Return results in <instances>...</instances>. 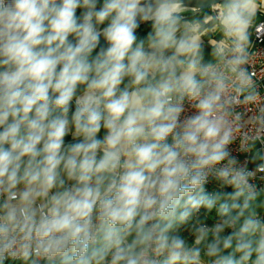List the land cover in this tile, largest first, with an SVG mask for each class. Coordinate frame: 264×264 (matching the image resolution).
<instances>
[{
    "label": "clouds",
    "instance_id": "9594fccd",
    "mask_svg": "<svg viewBox=\"0 0 264 264\" xmlns=\"http://www.w3.org/2000/svg\"><path fill=\"white\" fill-rule=\"evenodd\" d=\"M187 7L0 0V264H264V163L229 150L260 5L211 6L216 63Z\"/></svg>",
    "mask_w": 264,
    "mask_h": 264
},
{
    "label": "built area",
    "instance_id": "2783aa9c",
    "mask_svg": "<svg viewBox=\"0 0 264 264\" xmlns=\"http://www.w3.org/2000/svg\"><path fill=\"white\" fill-rule=\"evenodd\" d=\"M210 11L215 15L217 14L213 9ZM229 46L231 47L230 42ZM244 49L246 63L242 67L249 73L250 82L239 93L233 90L231 94L238 96L239 101H244L245 97L249 95L253 96L254 100L249 103H238L233 107L232 115L229 119L232 121L234 139L232 144L229 145V150L241 165L247 164L248 168L252 169L254 164H258L254 155L255 149L253 145L255 143H257L256 150L260 154L261 163H264V121L254 119L259 117L262 114L261 110L264 109V21H260L253 26L250 39L245 42ZM186 114H191V109L187 104ZM251 182L257 185L260 192L258 197H264V190L260 188L262 183L261 174L257 173L256 179ZM207 185H211L217 191H221L219 184L214 178L210 177ZM256 213L264 216V213ZM198 215L203 214L200 212ZM206 216L207 218L218 219L215 215ZM184 229L186 227H183L181 231H184Z\"/></svg>",
    "mask_w": 264,
    "mask_h": 264
},
{
    "label": "crops",
    "instance_id": "0c3cea01",
    "mask_svg": "<svg viewBox=\"0 0 264 264\" xmlns=\"http://www.w3.org/2000/svg\"><path fill=\"white\" fill-rule=\"evenodd\" d=\"M258 5H260L259 10L257 11L255 17L251 21V26L249 28V34L251 33V30L255 24H257L260 21H264V0H257ZM209 16H215V14L211 11H209L208 14L204 16H197L192 20H189L193 23L199 22L203 25L204 28L209 29V31L205 32L201 39L203 41V45L205 48V60L210 61L212 63L216 62V58L213 56H209L207 53L209 50L214 49L216 45L223 39L222 33L219 31V29H213V22L207 17ZM103 135V132L101 133ZM72 137L68 136L66 137V143L71 142ZM260 155V154H259ZM259 161L256 159L255 161L259 164L261 163V157H259ZM255 211L264 213V197H258L255 200Z\"/></svg>",
    "mask_w": 264,
    "mask_h": 264
},
{
    "label": "trees",
    "instance_id": "16d2710c",
    "mask_svg": "<svg viewBox=\"0 0 264 264\" xmlns=\"http://www.w3.org/2000/svg\"><path fill=\"white\" fill-rule=\"evenodd\" d=\"M209 11L210 10H205V11H201V12H195V11H192V10H185L183 15H184L185 19L192 20V19H194L197 16H204V15L208 14ZM148 30H149V26L145 25V24H142L140 29H139V31H138V35L143 36L145 34V32L148 31ZM202 210L207 215H214L212 212H207L205 209H202ZM249 211L250 212L251 211L255 212V201L253 202L252 208L249 209ZM247 214H248V212L245 213V215H247ZM229 251H231V250H229ZM5 264H9V262H6Z\"/></svg>",
    "mask_w": 264,
    "mask_h": 264
},
{
    "label": "water",
    "instance_id": "95a60500",
    "mask_svg": "<svg viewBox=\"0 0 264 264\" xmlns=\"http://www.w3.org/2000/svg\"><path fill=\"white\" fill-rule=\"evenodd\" d=\"M222 2L223 0H183L185 5H189L185 10H192L195 12L211 10L212 5L220 4Z\"/></svg>",
    "mask_w": 264,
    "mask_h": 264
},
{
    "label": "bare ground",
    "instance_id": "6f19581e",
    "mask_svg": "<svg viewBox=\"0 0 264 264\" xmlns=\"http://www.w3.org/2000/svg\"><path fill=\"white\" fill-rule=\"evenodd\" d=\"M207 189H208L209 192H216V191H217V190H216L213 186H211V185H207ZM221 191L231 192L232 189H231V188H227V189H222V188H221ZM200 212H201V214H203V215H199L200 218H201V219H202V218L207 219L208 222H209V223H208L209 226H211V225H213V224H215V223L217 222L216 219H213V218H207V216H206L207 214H205V213L203 212L202 209L200 210ZM184 227H186V229H184V231H181V234L184 235L187 239L191 240L192 237L189 235V232H188V226H184ZM227 231H230V230H227ZM209 239H210V237H209ZM202 247H203V245H202ZM6 262H8V261H6ZM6 262H5V263H6Z\"/></svg>",
    "mask_w": 264,
    "mask_h": 264
},
{
    "label": "rangeland",
    "instance_id": "374dc122",
    "mask_svg": "<svg viewBox=\"0 0 264 264\" xmlns=\"http://www.w3.org/2000/svg\"><path fill=\"white\" fill-rule=\"evenodd\" d=\"M253 148L255 149V151H254V155L256 156V159L259 161V160H260V159H259L260 155H259V152L256 150V148H257V143H255V144L253 145ZM258 161H257V162H258ZM202 219L205 220L207 223H209L207 219H204V218H202Z\"/></svg>",
    "mask_w": 264,
    "mask_h": 264
}]
</instances>
